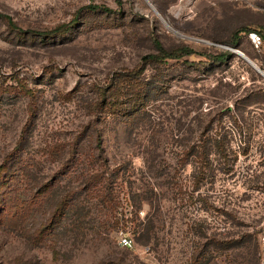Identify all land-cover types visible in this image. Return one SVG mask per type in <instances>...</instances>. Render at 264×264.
Listing matches in <instances>:
<instances>
[{
	"label": "rangeland",
	"instance_id": "1",
	"mask_svg": "<svg viewBox=\"0 0 264 264\" xmlns=\"http://www.w3.org/2000/svg\"><path fill=\"white\" fill-rule=\"evenodd\" d=\"M0 13L19 27L0 18V165L14 156V213L27 212L21 228L0 225V264H248L255 252L264 264V76L231 50L264 72V36L260 49L248 33L230 43L238 27L264 31V0H0ZM153 37L232 56L145 64ZM142 66L153 96L140 112L91 110L98 86ZM208 132L226 137L230 157L196 190L181 158ZM98 137L116 172L115 210L89 184L86 155L72 156L76 141L95 155ZM211 238L233 244L214 250Z\"/></svg>",
	"mask_w": 264,
	"mask_h": 264
},
{
	"label": "trees",
	"instance_id": "2",
	"mask_svg": "<svg viewBox=\"0 0 264 264\" xmlns=\"http://www.w3.org/2000/svg\"><path fill=\"white\" fill-rule=\"evenodd\" d=\"M85 8L92 11H105L108 13H120L121 7L117 9H111L103 4H89ZM0 18L5 19L8 24L15 29H19L16 22L7 14L0 13ZM77 19H74L71 23H66L58 26L54 30L40 32V35L48 36L57 33L64 32L67 28L71 27ZM251 31H256L264 36L263 27L253 28L242 26L236 28L230 34V43L239 47V40L243 33H249ZM153 42L156 54H149L143 57L144 63L148 62H165L167 60H181L185 57L200 54L206 56L208 59L217 62L223 63L226 62L231 56L232 53L225 52L219 54H209V53H198L192 47L187 44H182L176 49L169 50L165 48L161 40L157 37H153ZM146 68L142 66L134 70H124L123 72L117 73L111 81L105 86L97 87V98L91 102L90 108L96 113H105L112 115H123L127 118L134 117L146 103L151 99L153 88L149 86V83L143 78ZM23 91L26 94H29L28 88L23 86ZM153 96V95H152ZM34 102L32 103V107ZM98 139V145L96 146L97 153L91 154L86 149L80 147L77 141L73 144L72 153L73 158L77 154L86 155L88 160L92 163L94 169L88 177V182L92 186H96L97 193L99 197L112 209H116L119 206V201L116 195L117 189L114 187V176L115 171L111 170V164L109 159L104 153L103 146L101 144V138ZM63 145L57 144L55 147H51L53 152H60ZM230 157V150L228 147V141L225 136L217 132H208L202 133L198 137L194 144L189 146L188 149L183 151L181 158V167L184 168L186 164H191L194 168L193 179L194 187L197 190L201 183L209 176H213V163L215 160H218L219 163L228 161ZM14 156H11L10 162H5L0 165V225H5L11 228H21L25 223V216L27 212L19 214L18 212L14 213V209L19 206L18 194L13 188L14 183L17 181L19 176L13 174V165L12 160ZM222 168V167H220ZM218 168V170H221ZM216 170V169H215ZM177 191L182 190L180 184L176 182ZM7 190H1L2 188ZM179 187V188H178ZM153 199V198H152ZM151 199V200H152ZM32 200L29 202L28 208L33 204ZM57 220V214L55 215ZM56 222V221H55ZM147 226L152 228V225L149 223ZM249 237L252 234H248ZM255 239V249L256 251L260 250V244L258 242L256 232ZM245 235L241 236L238 239L233 241L236 245L239 243L243 244L245 242ZM232 241H220L216 238L209 239L208 244L211 245L214 250H224L228 249L232 244ZM210 253V252H209ZM213 255H211L212 257ZM210 258H206L202 264H209L211 261ZM248 264H260L261 257L255 252L248 261ZM101 264H123L121 262H104Z\"/></svg>",
	"mask_w": 264,
	"mask_h": 264
},
{
	"label": "built area",
	"instance_id": "3",
	"mask_svg": "<svg viewBox=\"0 0 264 264\" xmlns=\"http://www.w3.org/2000/svg\"><path fill=\"white\" fill-rule=\"evenodd\" d=\"M247 35L255 48L260 49L263 46V38L260 33L256 31H251Z\"/></svg>",
	"mask_w": 264,
	"mask_h": 264
},
{
	"label": "water",
	"instance_id": "4",
	"mask_svg": "<svg viewBox=\"0 0 264 264\" xmlns=\"http://www.w3.org/2000/svg\"><path fill=\"white\" fill-rule=\"evenodd\" d=\"M231 50L243 56L253 67H255L264 76V72L251 59L246 57L243 53L235 51L237 49H231Z\"/></svg>",
	"mask_w": 264,
	"mask_h": 264
},
{
	"label": "bare ground",
	"instance_id": "5",
	"mask_svg": "<svg viewBox=\"0 0 264 264\" xmlns=\"http://www.w3.org/2000/svg\"><path fill=\"white\" fill-rule=\"evenodd\" d=\"M181 36V35H180ZM235 51H237V52H240V51H238V50H235ZM255 68V67H254Z\"/></svg>",
	"mask_w": 264,
	"mask_h": 264
}]
</instances>
